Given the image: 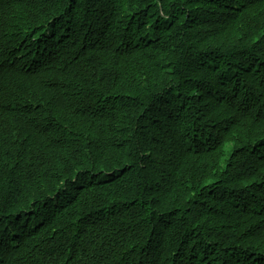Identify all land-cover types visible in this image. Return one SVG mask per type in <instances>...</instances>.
I'll return each instance as SVG.
<instances>
[{"label":"trees","instance_id":"obj_1","mask_svg":"<svg viewBox=\"0 0 264 264\" xmlns=\"http://www.w3.org/2000/svg\"><path fill=\"white\" fill-rule=\"evenodd\" d=\"M246 1L0 0V264H264Z\"/></svg>","mask_w":264,"mask_h":264},{"label":"rangeland","instance_id":"obj_2","mask_svg":"<svg viewBox=\"0 0 264 264\" xmlns=\"http://www.w3.org/2000/svg\"><path fill=\"white\" fill-rule=\"evenodd\" d=\"M215 1H219V2H222V3H226L227 0H215ZM250 1V0H249ZM249 1H246L247 3H249ZM159 155H160V152H159V148L156 150L155 148V151H154V156H153V160H152V164L150 165L149 164V170H148V176H150V180L151 182L153 181L154 179V176H155V170L160 168L156 166L157 162H158V159H159ZM156 167V168H155ZM154 184L157 186L158 185V181L156 179H154Z\"/></svg>","mask_w":264,"mask_h":264}]
</instances>
